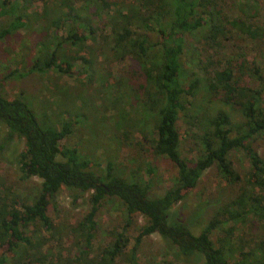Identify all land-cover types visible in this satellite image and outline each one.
I'll use <instances>...</instances> for the list:
<instances>
[{"label":"trees","instance_id":"obj_1","mask_svg":"<svg viewBox=\"0 0 264 264\" xmlns=\"http://www.w3.org/2000/svg\"><path fill=\"white\" fill-rule=\"evenodd\" d=\"M242 1L237 4L235 17L227 20L221 16L211 26L208 14L221 15L224 9L216 0H0V40L24 27L25 22L18 21L22 14L18 18L13 14L23 11L25 5L36 8L30 23L53 25L49 46L54 47L47 56L48 45L40 47L28 69V73L39 74L50 70L58 75L69 74L66 50L58 49L68 45L82 51V45L87 46L83 42L94 32L96 9H101L111 28L107 49L116 58L127 57L134 62L135 67L123 70L122 77L134 93L143 96L142 104L148 108L152 122V138L145 143L132 140L133 131L122 120L114 124L115 139L131 155L130 161L140 160L138 165L148 178L119 176L110 161L105 164L104 174L99 175L97 164L85 153L62 146L64 138L73 132V123L63 120L56 129L43 128L22 97L7 99L0 93L4 141L12 137L23 141V151L16 160L20 178L40 180L38 190L28 199L2 190L0 264H138L136 248L143 237L151 234L158 235L175 249V256L186 261L199 256V264H264V159L252 147L254 141L264 140V77L259 64L248 61V52L235 43L244 40L264 48V26L258 22V0ZM79 3L82 8L78 9ZM224 22L227 26L222 30ZM204 27L201 69L205 88L209 99L229 111L215 110L205 118L198 117L199 144L196 159L192 160L179 154L176 120L178 113L191 105L187 99L194 96L198 82L181 84L179 63L182 36H193L194 31ZM59 29L63 31L57 35ZM152 34L160 35V40L153 42ZM233 37L234 43L230 44ZM153 45L157 54L150 50ZM79 60L84 62V56ZM141 73L144 83L134 88L133 78ZM248 79H254L256 86L249 85ZM2 148L0 145V151ZM234 153L249 164L245 177L232 167ZM159 162H165L174 172L168 188H158ZM207 170H213L225 188L219 193L221 203H217L200 233L194 235L187 224L171 218L169 211L195 188ZM62 188L72 192L73 197L87 194L88 207L74 223L56 225L48 208ZM109 199L117 200L126 217L143 218L130 249L124 229L104 231L107 246L95 243V216ZM228 223L230 226L224 227ZM255 224L261 233L254 234L253 240L250 234ZM28 227L54 238L56 251L43 247L38 239L32 240L25 233ZM215 230L218 233L212 240ZM234 238L236 246L231 242ZM242 246L246 252L239 251Z\"/></svg>","mask_w":264,"mask_h":264},{"label":"rangeland","instance_id":"obj_2","mask_svg":"<svg viewBox=\"0 0 264 264\" xmlns=\"http://www.w3.org/2000/svg\"><path fill=\"white\" fill-rule=\"evenodd\" d=\"M216 2L224 6V9L221 15L209 11L208 24L211 26L217 23L221 16L226 17L227 20L235 17L237 4L243 1L216 0ZM258 3L261 9L258 22L263 23L261 26H264V0H258ZM133 5L138 7L136 2ZM34 6L25 5L23 11L13 14L15 18L22 14L19 16L21 20L18 18V21H24L25 25L22 29L0 40V93L7 99L22 97L43 128L56 129L63 120L73 123L72 134L67 135L61 144L68 148H76L80 154L85 153L92 163L97 164L96 172L99 175L104 174L105 164L110 161L115 167V173L119 176L126 177L127 174L128 176L133 174L137 178L147 179L148 176L145 177L143 167L138 165L140 160L130 161L131 155L115 139L117 132L114 124L122 120L131 127L132 140L148 142L152 138V122L148 108L142 104L143 96L134 93L122 77L123 70L135 67L134 62L127 57L116 58L107 49L110 46L108 40L111 35V28L106 22L107 18L102 15L101 9H96L97 16L92 18L94 32L83 42L85 46L87 45L86 47L81 43L84 48L82 51L68 45L58 49L61 52L66 50L64 54L69 64V74L58 75L52 70L41 74L28 73L32 59L36 56V52L41 50L40 47L48 45L46 56L54 47L52 44L49 46L53 37V25L47 26L40 21L30 23L34 16L33 12L36 10ZM77 6L78 9L82 8L80 3ZM220 26L222 30H225L226 22L221 23ZM62 31L59 29L57 35L62 34ZM205 32L206 27L194 31L193 36H182L183 52L179 63L181 84L186 85L191 80L198 82L194 96L187 99L191 105L179 112L176 120L179 154L183 158L192 160L196 159L199 144L197 125L201 123L198 117L205 118L215 110L229 111L227 107L209 99L208 89L206 91L205 88L204 73L201 69L205 55L202 42ZM160 37V35L152 34L151 40L159 41ZM232 41L229 43H234V37ZM235 43L248 52L245 57L248 61L259 64L264 77V48H257L253 43L244 40ZM152 47L154 48V45L151 46V52L156 53L154 51L156 49ZM81 56H84V62H80ZM57 62L62 63L59 60ZM248 81L249 85L257 84L254 79H248ZM133 82L134 88L143 84L142 73L137 74ZM235 116L238 118L237 113ZM5 134L6 128L0 123V145L3 146L0 151V195L3 190L5 194L17 193L21 198L28 199L38 190L40 180L35 177L24 180L20 178L16 160L18 154L23 151V141L21 138L12 137L5 142ZM252 147L264 159V140L254 141ZM231 161L232 167L240 176L245 177L249 174V164L239 153H234ZM158 172L160 174L158 188H168L174 175L173 170L165 162H159ZM222 188H225L222 179L213 170L205 171L195 188L188 190L185 197L171 207L170 217L187 224L191 233L197 235L211 217L215 207L221 203L219 193L223 191ZM241 190H244V187H241ZM86 197L87 194L73 197L72 192L62 188L48 208L49 217L56 225L74 223V220L87 211ZM96 214L95 223L98 228L96 244L102 247L107 246L104 231L120 232L124 229L128 249L133 246V239L143 223L141 216L126 217L116 199L103 202ZM228 226L230 223L224 225V227ZM235 232L238 233V229ZM251 232L250 239L254 240V234L261 233V228L255 224ZM25 233L31 236L32 240L38 239L43 247H49L51 252L56 251L55 239L47 233L41 230L36 231L33 227L26 228ZM217 233L218 231L215 230L211 236L212 240L216 239ZM231 242L236 246L235 238ZM76 250V248L73 249V252ZM239 251L246 252L247 248L242 246ZM136 260L138 264H199L201 262L199 256L191 257L188 261L175 256V249L156 234L142 238L136 248Z\"/></svg>","mask_w":264,"mask_h":264}]
</instances>
